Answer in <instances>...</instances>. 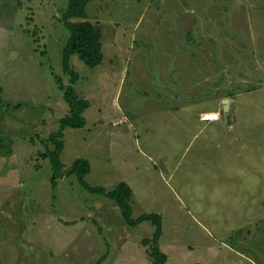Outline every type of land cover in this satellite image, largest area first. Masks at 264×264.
Masks as SVG:
<instances>
[{
	"label": "rangeland",
	"instance_id": "374dc122",
	"mask_svg": "<svg viewBox=\"0 0 264 264\" xmlns=\"http://www.w3.org/2000/svg\"><path fill=\"white\" fill-rule=\"evenodd\" d=\"M68 1L0 0V264H150V223L128 227L75 176L51 182L40 156L68 114ZM86 13L103 60L71 57L88 107L63 131V171L84 159L89 186L127 183L132 218H162L167 264H264V0H90ZM215 106L202 132L196 112Z\"/></svg>",
	"mask_w": 264,
	"mask_h": 264
},
{
	"label": "trees",
	"instance_id": "16d2710c",
	"mask_svg": "<svg viewBox=\"0 0 264 264\" xmlns=\"http://www.w3.org/2000/svg\"><path fill=\"white\" fill-rule=\"evenodd\" d=\"M90 0H69L62 14L61 22L63 27L69 32V37L61 53V67L65 74L69 76L68 85L60 86L64 90L63 99L67 104L68 114L58 122L59 130L48 138L52 150L40 155L48 159L52 171L51 182L63 176H75L78 184L89 194L103 196L115 203L123 222L130 228L148 222L154 228L152 238L144 240L143 245H150L147 255L150 264H167V256L159 248V240L162 235V218L159 214H142L136 219L132 218V208L130 200L132 190L128 184L121 182L111 191L102 187H91L85 177L90 172V165L87 160H75L70 167L63 171L64 166L60 156L64 148L62 141L63 131L66 128L80 129L85 126L83 113L88 107V102L80 99L74 90V85L78 80V74L71 67V57L76 56L87 67L93 69L102 63L101 52V30L98 25L89 22L86 8ZM59 81V80H58ZM53 185V184H52ZM54 187V186H53Z\"/></svg>",
	"mask_w": 264,
	"mask_h": 264
},
{
	"label": "crops",
	"instance_id": "0c3cea01",
	"mask_svg": "<svg viewBox=\"0 0 264 264\" xmlns=\"http://www.w3.org/2000/svg\"><path fill=\"white\" fill-rule=\"evenodd\" d=\"M168 98H170L171 100H172V104H173V107L174 106H180V103H178L177 102V100L176 99H172L173 98V95H171V94H169V96H168ZM173 107L171 108V109H166V112H170V113H173L172 111H173ZM214 109H216V106L213 108V111H212V108H199L198 110H197V112H196V119H197V121L199 122V124H200V127H201V131L203 132V130H207L208 128H211V126H214V124L213 123H215V122H218V121H202L201 119H200V116H201V114H204V113H217V111H215ZM162 112V109L161 108H159V110H158V112L156 113V114H159V113H161ZM206 142V144H207V141H205ZM214 143H213V145H215V147L216 148H219L220 147V144L221 143H219L218 141H213ZM218 142V143H217ZM202 145H204V143L202 144ZM209 146V145H208ZM127 184V183H126ZM130 187V186H129ZM131 188V187H130ZM133 194V193H132Z\"/></svg>",
	"mask_w": 264,
	"mask_h": 264
},
{
	"label": "water",
	"instance_id": "95a60500",
	"mask_svg": "<svg viewBox=\"0 0 264 264\" xmlns=\"http://www.w3.org/2000/svg\"><path fill=\"white\" fill-rule=\"evenodd\" d=\"M224 106L222 108V122L225 125L229 124V117H230V113H229V101L228 100H224Z\"/></svg>",
	"mask_w": 264,
	"mask_h": 264
},
{
	"label": "built area",
	"instance_id": "2783aa9c",
	"mask_svg": "<svg viewBox=\"0 0 264 264\" xmlns=\"http://www.w3.org/2000/svg\"><path fill=\"white\" fill-rule=\"evenodd\" d=\"M208 116H212V117H214V119H212V120L211 119H207ZM200 119L202 121H218L219 120V115L218 114H215V113H212V114H202L200 116Z\"/></svg>",
	"mask_w": 264,
	"mask_h": 264
},
{
	"label": "bare ground",
	"instance_id": "6f19581e",
	"mask_svg": "<svg viewBox=\"0 0 264 264\" xmlns=\"http://www.w3.org/2000/svg\"><path fill=\"white\" fill-rule=\"evenodd\" d=\"M207 119H211V120H212V119H214V117H212V116H208Z\"/></svg>",
	"mask_w": 264,
	"mask_h": 264
}]
</instances>
